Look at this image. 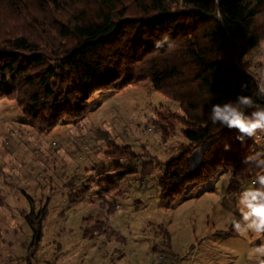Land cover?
Listing matches in <instances>:
<instances>
[{
	"label": "trees",
	"instance_id": "trees-1",
	"mask_svg": "<svg viewBox=\"0 0 264 264\" xmlns=\"http://www.w3.org/2000/svg\"><path fill=\"white\" fill-rule=\"evenodd\" d=\"M34 1L45 11L67 9L71 14L52 24L58 49L48 52L21 22L19 12L26 9L28 0H0L4 16L18 14L15 19L0 17V35L6 33L5 23L13 31L12 35L6 33L0 46V96L17 99L28 119L45 129L70 124L85 117L95 94L144 82L177 105L154 125L164 143L176 126L182 127L189 142L170 161L162 163L155 158L138 163L144 155H136L127 145L120 147L110 135L101 138L112 149L106 156L116 160L112 173L97 164L101 170L97 194L102 205L130 176L148 177L156 169L161 170L157 185L169 203L189 187L225 173L232 175L231 189L264 174V168L242 163L246 156L264 150V145H256L254 138L240 143L236 129L213 124L210 119L213 104L235 101L240 94L254 101L246 113L264 106V96L259 94L264 79L257 72L261 65L246 59L264 40V0H220L222 22L215 18L213 0H132L129 4L124 0ZM129 10L135 13L129 14ZM19 25L21 32L16 31ZM163 34L176 41L177 47L157 49L155 41ZM241 85L246 86L243 91ZM225 144L231 146L229 151ZM201 147V158L191 167L190 158ZM71 185L73 188L74 183ZM81 192L75 193L83 200L86 191ZM70 197V203L78 202L73 193ZM28 199L25 222L31 231L30 252L38 251L43 240L49 205L36 207ZM104 225L98 220L90 232H100ZM160 234L171 253L168 232Z\"/></svg>",
	"mask_w": 264,
	"mask_h": 264
},
{
	"label": "rangeland",
	"instance_id": "rangeland-1",
	"mask_svg": "<svg viewBox=\"0 0 264 264\" xmlns=\"http://www.w3.org/2000/svg\"><path fill=\"white\" fill-rule=\"evenodd\" d=\"M28 2L26 9L19 12L21 22L44 50L58 49L52 24L66 19L71 12L53 8L49 12L34 0ZM0 11V17L4 16ZM134 13L129 10V14ZM15 16L18 14L4 17ZM5 24L6 33L12 35ZM21 29L20 25L16 27L17 32ZM6 33L0 35V46ZM246 59L261 65L257 72L264 79V40L252 48ZM88 105L83 119L45 129L23 114L17 99L0 96V264L264 262V257L253 253L264 235L237 233L233 226L234 217L242 219L237 211L239 193L257 185L244 183L231 189V173L189 187L169 203L157 185L161 170L154 169L148 177L130 176L120 191L113 192L102 205L97 194L101 177L97 164L112 173L116 160L106 156L112 149L101 138L110 135L120 147L129 146L136 155H144L138 163L155 158L162 163L170 161L189 142L180 126L168 133L166 143L161 140L154 125L177 105L151 83L99 92ZM259 136L254 142L262 147L264 133ZM202 152L203 147L193 152L191 167L199 162ZM83 189L86 192L81 200L77 194ZM72 193L78 199L75 204L70 203ZM29 197L36 207L49 205L43 240L38 251L30 252L31 231L25 222ZM98 220L105 223L104 227L91 233ZM163 230L170 236L171 253L164 246L160 234ZM31 252L35 254L31 256Z\"/></svg>",
	"mask_w": 264,
	"mask_h": 264
},
{
	"label": "clouds",
	"instance_id": "clouds-1",
	"mask_svg": "<svg viewBox=\"0 0 264 264\" xmlns=\"http://www.w3.org/2000/svg\"><path fill=\"white\" fill-rule=\"evenodd\" d=\"M213 3L216 11L215 18L222 22L220 0H213ZM165 46L171 51L177 47V43L168 34H163L161 39L155 41V47L160 49ZM245 87V85H241L242 91ZM259 94L264 96V87L259 89ZM253 106L254 101L251 96L240 94L235 101L228 100L213 104L210 119L213 124L219 123L228 129H236L239 133L236 140L240 143H244L246 138L259 139V134L264 133V106L257 105L255 111L250 114L246 113L245 109ZM230 148V145L225 144V151H229ZM242 163L255 168H264V150L246 156ZM253 184L257 186L239 193L237 211L242 219L234 217L233 226L237 233L252 231L260 236L264 235V174L258 175ZM253 253L264 257V241L253 249Z\"/></svg>",
	"mask_w": 264,
	"mask_h": 264
}]
</instances>
